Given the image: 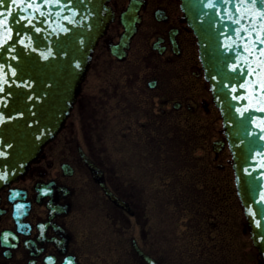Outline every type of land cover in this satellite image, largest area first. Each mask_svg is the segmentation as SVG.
Listing matches in <instances>:
<instances>
[{
  "label": "flooded vegetation",
  "instance_id": "1",
  "mask_svg": "<svg viewBox=\"0 0 264 264\" xmlns=\"http://www.w3.org/2000/svg\"><path fill=\"white\" fill-rule=\"evenodd\" d=\"M129 2L111 0L115 20L63 131L27 175L0 191V264H188L145 227L140 203L156 206V146L177 145V159L200 152L201 167L184 169H225L224 149L213 148L224 138L222 120L179 0H139L137 30L113 53ZM255 257L244 264H261Z\"/></svg>",
  "mask_w": 264,
  "mask_h": 264
},
{
  "label": "water",
  "instance_id": "2",
  "mask_svg": "<svg viewBox=\"0 0 264 264\" xmlns=\"http://www.w3.org/2000/svg\"><path fill=\"white\" fill-rule=\"evenodd\" d=\"M180 1L223 119L238 195L264 264V112L259 111L264 108V0ZM138 7L139 0H131L122 15L125 32L112 47L118 56L136 31ZM114 18L110 0H0V175L7 177L0 180V191L25 176L65 127L95 48ZM237 64L251 76L234 72ZM244 108L249 111L242 114ZM226 142L214 143L216 153ZM86 162L120 204L103 172Z\"/></svg>",
  "mask_w": 264,
  "mask_h": 264
},
{
  "label": "rangeland",
  "instance_id": "3",
  "mask_svg": "<svg viewBox=\"0 0 264 264\" xmlns=\"http://www.w3.org/2000/svg\"><path fill=\"white\" fill-rule=\"evenodd\" d=\"M219 127L222 131V121ZM175 146L170 144L166 150L156 146L157 202L155 208L148 200L140 203L145 227L164 235L167 243L175 244L169 250L171 257L186 260L188 264H244L256 258L237 194L229 149L225 147L220 157L225 169L208 165L207 170L206 167L188 170L184 169L185 164L201 167L198 164L201 153L196 151L177 159ZM199 175L203 177L200 179ZM138 189L148 194L147 187L138 186Z\"/></svg>",
  "mask_w": 264,
  "mask_h": 264
},
{
  "label": "snow or ice",
  "instance_id": "4",
  "mask_svg": "<svg viewBox=\"0 0 264 264\" xmlns=\"http://www.w3.org/2000/svg\"><path fill=\"white\" fill-rule=\"evenodd\" d=\"M248 2L251 4V3H253V0H248ZM9 15H11V13H9ZM260 16H261V17H264V12H261V13H260ZM235 22H236L237 24H240L241 21L238 19V20H236ZM261 43H264V41H262ZM225 46H226V47H229V45H225ZM262 53H264V49H262ZM49 55H51V53H49ZM44 58L47 59L48 56H45ZM77 67H79V65H77ZM233 71H234V72H238L239 75H241V76H245V79H247L249 76H251V72H248V71H247V68H241L239 64H237V65L234 66ZM246 73H247V74H246ZM243 87H244V86H243V84H242V85H241V88H243ZM0 91H2V89H0ZM238 98H239V99H245V97H244L243 95H241V96L238 97ZM241 111H242V114H243L244 112H248L249 109H248V108H244V109H242ZM259 111L264 112V108L259 109ZM246 118H250V117H246ZM262 123H264V121H262ZM261 132L264 133V128L261 129ZM2 155H3V153H0V156H2ZM6 178H7L6 176H4V175H0V180L6 179Z\"/></svg>",
  "mask_w": 264,
  "mask_h": 264
}]
</instances>
